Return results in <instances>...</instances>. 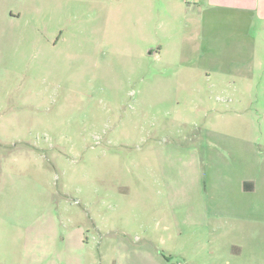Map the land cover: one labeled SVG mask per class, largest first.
<instances>
[{"label":"rangeland","instance_id":"1","mask_svg":"<svg viewBox=\"0 0 264 264\" xmlns=\"http://www.w3.org/2000/svg\"><path fill=\"white\" fill-rule=\"evenodd\" d=\"M123 3L0 0V264H35L55 216L63 230L85 221L87 264H208L205 244L236 236L241 264H264V102L209 69L233 38L155 36L159 20L134 22ZM203 205L221 228L184 234Z\"/></svg>","mask_w":264,"mask_h":264},{"label":"crops","instance_id":"2","mask_svg":"<svg viewBox=\"0 0 264 264\" xmlns=\"http://www.w3.org/2000/svg\"><path fill=\"white\" fill-rule=\"evenodd\" d=\"M118 1L119 3L123 2V0ZM126 1L128 3L122 5H127L129 16L134 22L142 20L140 17L137 18L138 11L143 12L145 16L143 19L149 22V26L153 24L154 20H159V25L151 30L152 35L172 37L179 25V28L187 30L188 36L191 35L189 38L194 40L199 38L202 32L205 37L225 36L233 38L228 41V45L225 47L214 46L209 49L210 52L224 53L222 64L211 63L209 65L210 72L215 69L217 73H223L224 84L241 86L239 87V95L242 101L261 99L264 102V0ZM155 6H162L157 14H155ZM238 38H240V43H237ZM194 40L190 49L197 54L203 51L204 48L194 44ZM149 51L151 56L162 57L165 48L162 42L157 41V44L152 45ZM220 81L218 80V82ZM256 85L259 87L255 88ZM236 89L238 87H235ZM248 110L247 107L246 110L244 109L245 112ZM252 148L255 149V144H252ZM255 155L260 159L258 151ZM262 161L264 162V156ZM257 190L258 187L254 182H240L239 191L245 198L255 195ZM242 208L241 206L229 205L226 210L230 209L231 212L240 214ZM190 209H192L194 216L191 222H184L181 225L184 234H196L199 231L205 232L206 230L216 231L221 228H217L215 223L211 222L210 214L216 213L214 207H208L207 205L193 207L189 208L186 213H189ZM83 211L87 213L86 209H83ZM79 217L82 220L84 218L81 213ZM83 222L85 221L73 225L72 220H69L68 230H63L65 228H62V224L55 216L52 223H50L52 236L50 247L43 250L46 254H42V252L36 255L35 264H87L83 256L87 245V226ZM236 226V224L232 226L231 233L233 235L235 230L239 229ZM252 237L257 239L258 236L255 231ZM227 241H230V243L225 242L223 243L224 246H218L216 240H209L205 244L208 245V253L212 257L209 259L208 264H222L220 263L221 257L227 254L233 260H238L235 264H241V260L248 250L243 237L236 236V238H230ZM41 242L37 238L33 239L34 245L43 244ZM196 245L200 246L199 243H196ZM253 250H255L254 247ZM217 251L222 255L218 256ZM151 257H153L152 259L156 264H168V260L165 259V261L160 255ZM183 261L184 264H199L194 262L192 258H186L185 256H183Z\"/></svg>","mask_w":264,"mask_h":264}]
</instances>
